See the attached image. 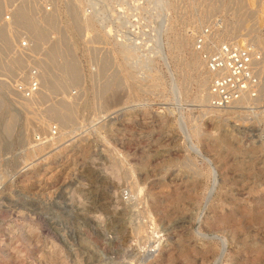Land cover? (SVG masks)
Instances as JSON below:
<instances>
[{"label": "rangeland", "instance_id": "rangeland-1", "mask_svg": "<svg viewBox=\"0 0 264 264\" xmlns=\"http://www.w3.org/2000/svg\"><path fill=\"white\" fill-rule=\"evenodd\" d=\"M216 19L264 83V0H0V264H264V90L199 101L193 35ZM59 41L52 76L65 60L79 81L23 105ZM64 97L61 131L46 110Z\"/></svg>", "mask_w": 264, "mask_h": 264}, {"label": "built area", "instance_id": "built-area-1", "mask_svg": "<svg viewBox=\"0 0 264 264\" xmlns=\"http://www.w3.org/2000/svg\"><path fill=\"white\" fill-rule=\"evenodd\" d=\"M222 28L223 23L216 19L196 32L192 43L209 78L207 107L217 111L228 109L244 99L254 101L261 90L258 69L262 53L253 44L238 45L219 40L217 34ZM26 82L20 94L22 99L31 100L40 91L38 70H29ZM57 133V127L52 126L47 136L37 141L54 139Z\"/></svg>", "mask_w": 264, "mask_h": 264}, {"label": "bare ground", "instance_id": "bare-ground-1", "mask_svg": "<svg viewBox=\"0 0 264 264\" xmlns=\"http://www.w3.org/2000/svg\"><path fill=\"white\" fill-rule=\"evenodd\" d=\"M17 1V0H16ZM14 5V4H13ZM12 5V6H13ZM19 7V6H18ZM11 11V10H10ZM84 14V13H83ZM83 14H82V18H83ZM37 17V16H36ZM16 18L17 19H19V20H21L22 22H21V24H23V25H26L27 27L29 26V27H31V28H33V27H35V23H31L30 22V20H31V18H30V16L28 15V13H23L22 11H17V13H16ZM81 18V19H82ZM80 19V20H81ZM88 15H85L84 14V18H83V20L81 21L82 23H83V26L85 25V24H87V22H88ZM31 21H34L33 19L31 20ZM53 21V20H52ZM36 22H37V20H36ZM43 22V21H42ZM89 23V22H88ZM240 23V22H239ZM44 25V24H43ZM38 27V26H37ZM24 29V28H23ZM27 29V28H26ZM81 29V28H80ZM32 30V29H31ZM50 30V29H49ZM33 31V30H32ZM48 31V30H47ZM78 31V30H77ZM41 36V35H40ZM34 39V38H33ZM49 42V41H48ZM185 42H187V40H183L181 43H182V45L185 43ZM61 42L59 41V44H57L58 45V48L55 46V49L52 51V53H50V57H51V60H49V63L48 64H44V65H42V63L40 64V63H38V65L36 66L38 69H39V80H40V91H39V93L38 94H36L34 97H33V99L32 100H34V98L36 97V96H42V95H45V92L46 91H49L50 89H54V90H61V88H62V86L64 85H71V84H75V83H77L78 81H79V77H78V70H77V68L75 67V65H73V63L71 64V63H68L67 61H65V62H67V63H64V61H63V63H62V65H60L59 67H60V71H59V74L57 75L58 76V78H55L54 77V75L52 76V71H53V69H52V64L53 63H55V62H57V60L59 59V58H62L61 57V55H63L61 52L59 53V51L61 50L60 49V47L59 46H61V44L63 43H61ZM46 46V45H45ZM7 47V46H6ZM47 47V46H46ZM125 47V46H124ZM123 47V48H124ZM134 47V46H133ZM193 47V46H192ZM36 48V47H35ZM42 48V47H41ZM63 48V47H62ZM127 48H131V47H128L127 46ZM94 49V48H93ZM132 49V48H131ZM128 50V51H126L125 50V52L123 51L122 52V54L123 53H126L127 54V56H129V57H131V53H133L134 51H132V50ZM40 50V49H39ZM63 50V49H62ZM194 51V50H193ZM63 53H64V51H62ZM9 54V53H8ZM39 54V53H38ZM193 54H195V56H197L198 58L195 60V66L196 67H199V66H201V64H202V62H201V59L199 58V56L195 53V51L193 52ZM125 55V54H124ZM18 56V55H17ZM126 56V55H125ZM12 58H14V57H12ZM48 59H50V58H48ZM64 59V58H63ZM47 60V59H46ZM68 60V59H67ZM71 60V59H70ZM145 60H148V59H145ZM8 61V60H7ZM15 61V60H14ZM44 61V60H43ZM149 61V60H148ZM45 62V61H44ZM47 62H48V60H47ZM73 62V61H72ZM18 63V62H17ZM136 63V62H135ZM138 63V62H137ZM140 63V62H139ZM16 64V63H15ZM20 64V65H19ZM37 64V63H36ZM55 64H57V63H55ZM61 64V63H60ZM134 64V63H133ZM141 64H143V63H141ZM141 64H135V66L138 68L139 67V65H141ZM59 65V64H58ZM145 65V64H144ZM15 66H17V64L15 65ZM18 66H21V63L19 62L18 63ZM53 66H55V68H56V66L57 65H53ZM134 65H133V67H135ZM7 67V66H6ZM9 67V66H8ZM135 67V68H136ZM3 68V67H2ZM13 69H14V66H13ZM57 69V68H56ZM79 69V68H78ZM138 69H140V67L138 68ZM16 70V69H15ZM15 70H12V68L10 67V72L12 73V75L14 76V75H17V72H16V74L14 73V71ZM20 70V69H19ZM23 71H24V69H23ZM101 72V71H100ZM58 73V72H57ZM206 73V72H205ZM261 72H259V69H258V76L260 77V79H261V90H260V93H259V96H258V98L256 99V100H254V101H250V100H248V99H244V100H242L241 102H239V103H237L236 105H255V104H257V103H259L261 100H262V97H263V95H264V91L263 92H261L262 90H264L263 88H264V83L262 82V75L260 74ZM104 74V73H103ZM113 75V74H112ZM21 76V75H20ZM25 76V75H24ZM22 77V79H24V80H27L25 77ZM24 82V81H23ZM106 82V81H105ZM201 82V81H200ZM207 82H208V78L207 77H204L203 78V80H202V82H201V86L202 87H205L206 85H207ZM21 83V82H20ZM104 83V82H103ZM81 85V84H80ZM116 86V85H115ZM108 87H110V86H108ZM66 90V89H65ZM118 90H120V89H118ZM64 91V90H63ZM205 91V90H204ZM103 92V91H102ZM58 93V92H57ZM61 93V92H60ZM262 93H263V95H262ZM51 94V93H50ZM112 94V93H111ZM45 97V96H44ZM67 97V96H66ZM99 97H100V95H99ZM98 98V97H97ZM70 99H65V97H64V99L63 100H61V102L59 101V103L57 104V105H53V106H51L48 110H46L47 112V116L48 117H50V118H53V119H57V121H58V123H59V127L61 128V131H62V129H65V128H67L66 126L68 125V123H67V120L65 119L68 115L70 116H72V114H73V110H74V103L73 102H71V101H69ZM119 100V99H118ZM206 100V95H204V96H202L200 99H199V101L201 102H203V101H205ZM30 101V100H29ZM29 101H25V100H23V102H22V104L23 105H28L29 104ZM40 101V100H39ZM44 101H46V100H44ZM58 101V100H57ZM110 103V102H109ZM47 105V104H46ZM206 107H207V105H206ZM248 107V106H247ZM75 108H76V106H75ZM37 110V109H36ZM207 111L209 112V113H213V114H216V113H218V112H220V111H217V110H212V109H210V108H207ZM80 112V111H79ZM74 115V114H73ZM70 116V117H71ZM76 118V117H75ZM69 120V119H68ZM41 123V122H40ZM70 123H72V122H70ZM71 125V124H70ZM73 126V125H72ZM70 136V135H69ZM56 138V137H55ZM47 142V141H46ZM126 147V146H125ZM138 191V190H137ZM152 222V221H151ZM138 227V226H137ZM157 243H159V242H157ZM155 246H156V244H155ZM159 247V246H158ZM153 249V248H152ZM151 249V250H152ZM155 252V251H154ZM153 252V253H154ZM150 256V255H149ZM148 257V256H147ZM216 264H218V263H216Z\"/></svg>", "mask_w": 264, "mask_h": 264}]
</instances>
